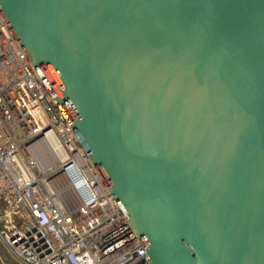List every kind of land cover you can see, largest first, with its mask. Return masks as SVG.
<instances>
[{"label":"water","instance_id":"water-1","mask_svg":"<svg viewBox=\"0 0 264 264\" xmlns=\"http://www.w3.org/2000/svg\"><path fill=\"white\" fill-rule=\"evenodd\" d=\"M0 11L154 264H264V0Z\"/></svg>","mask_w":264,"mask_h":264},{"label":"built area","instance_id":"built-area-1","mask_svg":"<svg viewBox=\"0 0 264 264\" xmlns=\"http://www.w3.org/2000/svg\"><path fill=\"white\" fill-rule=\"evenodd\" d=\"M0 222L21 264H154L1 11Z\"/></svg>","mask_w":264,"mask_h":264},{"label":"rangeland","instance_id":"rangeland-1","mask_svg":"<svg viewBox=\"0 0 264 264\" xmlns=\"http://www.w3.org/2000/svg\"><path fill=\"white\" fill-rule=\"evenodd\" d=\"M0 227H2V222H0ZM8 253H10V252L8 251V249H7L6 245H5V243L3 242V240H1V238H0V255L2 257H4L10 264H21L19 262H16L12 258V256L10 254H8Z\"/></svg>","mask_w":264,"mask_h":264},{"label":"trees","instance_id":"trees-1","mask_svg":"<svg viewBox=\"0 0 264 264\" xmlns=\"http://www.w3.org/2000/svg\"><path fill=\"white\" fill-rule=\"evenodd\" d=\"M8 254H10V253H8ZM11 256H12V255H11ZM12 258H13L16 262H18L13 256H12ZM2 259H3V261H4L5 264H10V263H8V261H7L4 257H2Z\"/></svg>","mask_w":264,"mask_h":264},{"label":"bare ground","instance_id":"bare-ground-1","mask_svg":"<svg viewBox=\"0 0 264 264\" xmlns=\"http://www.w3.org/2000/svg\"><path fill=\"white\" fill-rule=\"evenodd\" d=\"M0 260H1L2 264H5L1 255H0Z\"/></svg>","mask_w":264,"mask_h":264},{"label":"crops","instance_id":"crops-1","mask_svg":"<svg viewBox=\"0 0 264 264\" xmlns=\"http://www.w3.org/2000/svg\"><path fill=\"white\" fill-rule=\"evenodd\" d=\"M9 263V262H8Z\"/></svg>","mask_w":264,"mask_h":264}]
</instances>
